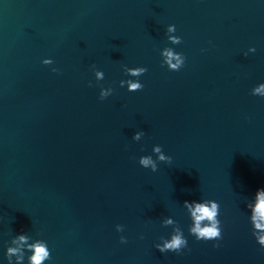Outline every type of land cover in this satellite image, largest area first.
Segmentation results:
<instances>
[{
    "label": "water",
    "instance_id": "95a60500",
    "mask_svg": "<svg viewBox=\"0 0 264 264\" xmlns=\"http://www.w3.org/2000/svg\"><path fill=\"white\" fill-rule=\"evenodd\" d=\"M164 46L185 56L179 70ZM122 65L146 67L141 89L119 86ZM260 81L264 0H0V257L22 231L47 242L44 264H264L244 207L264 187ZM153 144L171 156L155 172L136 160ZM200 198L219 204L218 247L187 232L182 201ZM166 215L182 254L153 247Z\"/></svg>",
    "mask_w": 264,
    "mask_h": 264
},
{
    "label": "clouds",
    "instance_id": "9594fccd",
    "mask_svg": "<svg viewBox=\"0 0 264 264\" xmlns=\"http://www.w3.org/2000/svg\"><path fill=\"white\" fill-rule=\"evenodd\" d=\"M176 27L172 23L165 25V37L170 44L175 45L181 42V37L177 34ZM211 43V42H209ZM203 51V49H202ZM255 48L249 45L246 51L241 54L247 56L248 53L254 52ZM162 65L167 69L179 70L185 62L183 53L176 51L171 46H164L159 49ZM40 63L43 65H53L54 61L50 56L41 57ZM124 78L118 81L120 87L126 91L133 92L143 87L142 82L138 79L147 71L145 66H127L122 65ZM50 71L56 72V67H51ZM92 73L95 81H101L104 78V72L95 66H92ZM91 86L92 81L88 82ZM113 93V88L109 85L99 86L98 98L103 100ZM250 94L258 97H264V81L256 83L250 89ZM144 135L143 129L134 131L131 139L139 141ZM137 163L152 172L157 170L158 162H169L171 156L167 155L159 144H153L149 154H141L136 157ZM182 206L190 220L187 226V232L195 240L213 241V247L219 245L215 242L222 238V227L219 216V204L215 199L200 198L182 201ZM244 207L247 209V220L250 225L251 235L255 242L264 249V187H258L250 198L244 200ZM162 226H171L167 236H160L153 247L161 253L175 252L182 254V251L188 250V241L184 235V230L177 225V222L171 215L162 216L160 219ZM117 233L124 231V225L115 224ZM140 238L143 236L141 234ZM119 242H127L125 235L118 237ZM50 250L47 242L39 237H32L25 232H17L10 236L9 240L4 243L0 264H44L50 260Z\"/></svg>",
    "mask_w": 264,
    "mask_h": 264
}]
</instances>
